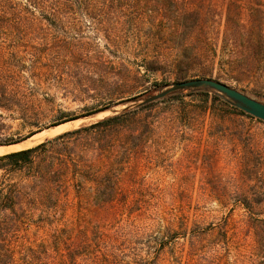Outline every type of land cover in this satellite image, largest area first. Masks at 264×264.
<instances>
[{
    "label": "rangeland",
    "instance_id": "374dc122",
    "mask_svg": "<svg viewBox=\"0 0 264 264\" xmlns=\"http://www.w3.org/2000/svg\"><path fill=\"white\" fill-rule=\"evenodd\" d=\"M165 2L166 8L154 14L121 1L107 10L103 27L138 22L139 13L145 12L161 30L157 48H148L152 54L157 51L173 57L176 47L190 43L192 49L186 55L214 61L213 79L225 76L217 61L229 58L236 49L224 47L227 11L238 21L240 12H246L245 21L264 38V0ZM184 8L198 15L179 19L178 11ZM61 15L65 18L56 25L44 21L43 26L34 27L35 35L24 45L72 38L97 44L107 55L108 41L97 32L99 24L83 11ZM150 26L140 24L147 33ZM136 39L130 36L127 44L118 42L119 53L113 49L110 57L115 62L122 57L134 61L132 50L127 55L123 52L134 47ZM239 46L244 54L245 46ZM203 69L202 64H195L184 72L191 77ZM250 69L254 77L244 84H227L240 89L249 85L247 92L256 87L264 95V62ZM149 77L150 83L175 82L172 69L149 73ZM71 87L70 80L42 89L49 94L42 103L45 123L55 114L51 108L80 113L96 103L86 95L81 100L67 95L65 90ZM159 91L153 89L144 97ZM134 104L114 106L104 111L108 112L104 117ZM155 109L159 110L155 131L147 142H141L135 162L121 173L114 198L105 201L91 190H71L56 207L51 204L53 215L47 213L12 236L14 264H264V120L227 113L219 104L202 102L198 96L160 103ZM84 118L56 131L54 126L45 128L20 145L34 146L102 117ZM7 122L13 130L18 128L19 120ZM195 223L199 234L193 236Z\"/></svg>",
    "mask_w": 264,
    "mask_h": 264
},
{
    "label": "trees",
    "instance_id": "16d2710c",
    "mask_svg": "<svg viewBox=\"0 0 264 264\" xmlns=\"http://www.w3.org/2000/svg\"><path fill=\"white\" fill-rule=\"evenodd\" d=\"M121 1L136 3L142 10L149 9L154 14L161 13L167 5L165 0H0V146L18 144L45 128L92 116L117 105L135 103L117 114L62 132L32 147L0 154V264H14L12 236L47 213L53 215L51 204L56 207L69 197L71 190H91L105 201L114 198L121 173L135 162L141 142L144 139L147 142L155 131L154 117L159 111L155 108L160 103L198 96L202 102L219 104L227 113L253 118L210 90L173 91L158 100L137 104L152 96L144 97L153 89L161 90L170 84L150 83L149 73L172 69L175 82L192 77L213 79L214 61L186 55L192 49L190 43L176 47L173 57H163L157 51L152 54L148 48H157L161 30L145 12L139 13L138 22L104 28L107 10ZM80 11L100 25L97 32L108 41L107 55L98 50L97 44L72 38L24 45L29 36L35 35L32 30L43 26L44 21L56 25L65 18L61 13ZM255 11L259 9L251 10L250 17L253 18ZM196 14L185 8L178 11L179 19ZM240 15L238 21L232 11L226 12L224 47L236 49L229 58L217 61L225 76L214 78L237 85L254 77L251 66L256 68L264 62L261 32L245 21L246 12ZM140 24H151L150 31H142ZM130 36H135L137 43L123 54L132 50L135 60L122 57L115 62L110 57L112 50L119 53L121 44L117 43L127 44ZM239 45L245 46L244 54ZM195 64H202L204 71L189 77L185 72ZM69 79L74 87L65 90L67 95L79 100L86 95L96 103L80 113L51 108L55 114L50 115L51 122L45 123L42 103L48 100L49 94L42 89L64 81L70 83ZM248 86L236 88L264 102L263 93L256 87L247 92ZM7 119L19 120L18 128L13 130ZM194 225L193 236L199 234L197 223Z\"/></svg>",
    "mask_w": 264,
    "mask_h": 264
},
{
    "label": "water",
    "instance_id": "95a60500",
    "mask_svg": "<svg viewBox=\"0 0 264 264\" xmlns=\"http://www.w3.org/2000/svg\"><path fill=\"white\" fill-rule=\"evenodd\" d=\"M186 89L214 91L217 95H219L222 99L228 101L231 105L237 107L238 109H240V110H242V111L258 118V119L264 120V102L259 101L255 98L243 93L239 89H237L231 85H228L227 83H224L222 81H218L216 79H211V78H196V79H190V80H184V81L171 83V84L163 87L159 91V93L152 95V96L148 97L147 99L138 102L137 104H139L141 102H149V101H153V100H158V99L166 96L167 94H169L173 91H180V90H186ZM131 107H133V106H131ZM100 113H102V112H100ZM117 113H119V111H112V114H117ZM94 115H98V114H94ZM93 116H88V117H93ZM106 116H109V115H106ZM88 117H86V118H88ZM102 118H104V117H102ZM102 118H100V119H102ZM72 121H75V120H72ZM72 121L64 122V123L59 124V125L54 126V127H58L60 125H63V124H66V123H69ZM63 132H65V131H63ZM33 136L29 137L28 139L32 138ZM28 139H26V140H28ZM43 141H41V142H43ZM22 143L23 142H20L18 144H13V145H20ZM6 146H11V145H6ZM0 147H4V146H0ZM30 147H32V146H30ZM24 148H27V147H24ZM20 149H23V148H20ZM16 150H19V149H16ZM16 150L8 151V152L2 153V154L10 153V152H13Z\"/></svg>",
    "mask_w": 264,
    "mask_h": 264
},
{
    "label": "bare ground",
    "instance_id": "6f19581e",
    "mask_svg": "<svg viewBox=\"0 0 264 264\" xmlns=\"http://www.w3.org/2000/svg\"><path fill=\"white\" fill-rule=\"evenodd\" d=\"M106 113H108V112L98 114V116H99V117H104ZM80 122H81V120H78V121H76V122H74V123L77 124V123H80ZM69 125H70V123H68V124H64V125H60V126L56 127V129H54L53 131H56V130L62 129V128L66 127V126H69ZM36 137H37V136H36ZM34 138H35V137H34ZM20 148H22V145H11V146L0 147V154L5 153V152H8V151L15 150V149H20Z\"/></svg>",
    "mask_w": 264,
    "mask_h": 264
}]
</instances>
